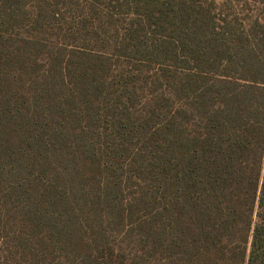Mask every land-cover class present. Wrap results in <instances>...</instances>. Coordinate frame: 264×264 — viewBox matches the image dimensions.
Here are the masks:
<instances>
[{"label":"trees","instance_id":"1","mask_svg":"<svg viewBox=\"0 0 264 264\" xmlns=\"http://www.w3.org/2000/svg\"><path fill=\"white\" fill-rule=\"evenodd\" d=\"M109 1L146 115L142 70L0 0V264H264L262 0Z\"/></svg>","mask_w":264,"mask_h":264},{"label":"rangeland","instance_id":"2","mask_svg":"<svg viewBox=\"0 0 264 264\" xmlns=\"http://www.w3.org/2000/svg\"><path fill=\"white\" fill-rule=\"evenodd\" d=\"M36 1L28 0L27 11L24 14L25 24L26 18H29V11L31 16H33L32 13L36 14ZM46 2L49 7L45 11L46 17L41 23L42 26L34 28H45L52 38L64 42L68 48L75 46L81 50L79 52H92L94 55L108 58L114 72L119 70L121 73L127 71L135 74L137 72L135 70L143 71L142 75L134 81L142 102V114L146 115L148 102L152 95L158 92V88L165 87L166 91L169 90L167 85H160L159 81L149 77L159 75L157 74L160 71L158 65L150 66L140 60L128 61L127 58H118L112 49L113 40L118 39L117 36L126 28L133 13H129L118 5L112 7L109 0H46ZM261 4L264 5V0L260 4L256 2L254 6L263 8ZM240 5L242 4L235 5L233 10L242 16L247 10ZM27 28H33V26L30 25Z\"/></svg>","mask_w":264,"mask_h":264}]
</instances>
